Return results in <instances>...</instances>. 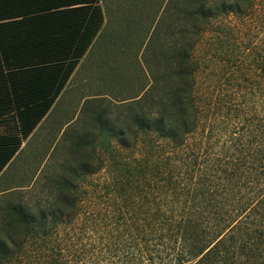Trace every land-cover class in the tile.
I'll use <instances>...</instances> for the list:
<instances>
[{"label": "trees", "instance_id": "16d2710c", "mask_svg": "<svg viewBox=\"0 0 264 264\" xmlns=\"http://www.w3.org/2000/svg\"><path fill=\"white\" fill-rule=\"evenodd\" d=\"M142 1L152 17L154 6ZM135 2L123 4L126 21L134 20ZM256 3L264 15V0H164L146 44L148 84L115 111H92L95 136L75 143L90 156L80 168L66 167L84 179L97 160L93 169L104 171L122 200H96L103 209H89L75 198L79 184L64 182L74 197L51 200L34 215L6 206L0 264H264V54L247 48L231 60L216 28L229 16L251 18ZM211 23L229 72L212 86L209 154L207 138H199L193 51ZM104 26L100 0H0V125L7 129L0 177ZM12 221L23 230L19 239Z\"/></svg>", "mask_w": 264, "mask_h": 264}, {"label": "rangeland", "instance_id": "374dc122", "mask_svg": "<svg viewBox=\"0 0 264 264\" xmlns=\"http://www.w3.org/2000/svg\"><path fill=\"white\" fill-rule=\"evenodd\" d=\"M126 1L100 0L105 15L101 35L78 64L47 119L22 143L11 164L1 175L0 233L7 229L2 226L6 206L21 204L34 215L38 206L50 204L51 200L72 199L73 191L60 186L64 182L79 184L81 194L75 198L85 200L84 204L89 209H103L96 200H122L115 197L110 187L111 181L107 180L104 171L94 170L97 160L93 159L91 165L96 173L91 176L87 174L84 179L82 175L75 179L66 167L80 168L78 164L90 156V149L85 145L79 149L78 154L75 143L78 138L87 142L95 136L92 111L106 105L115 111L118 101L134 96L148 84L150 77L145 62L151 64L153 60H150L146 44L153 19L155 21L164 0L147 1V7L151 9L154 6L152 17L141 11L143 1L136 0L133 3L135 5L132 4L134 7L129 6L134 20L138 15L136 22L132 18L126 21V13L123 11ZM261 7L257 5L254 15L244 21L232 16L218 21L217 25L221 22L222 25L216 28L226 41L223 51L231 60L239 56L240 52L245 53L247 48H253L257 52L256 56L264 54V15ZM207 30L196 45L193 55L199 68V138H207L203 145L206 146L205 151L212 154V86L215 87L217 79L229 71L228 62L225 64L219 61L221 56L217 52L218 40L212 33V23ZM232 45L235 46L234 52L231 51ZM232 90H237V87ZM6 130L0 125V133ZM128 154L129 151L125 156ZM124 200H136L135 195L124 194ZM11 231L15 239L23 234L22 228L13 221Z\"/></svg>", "mask_w": 264, "mask_h": 264}]
</instances>
